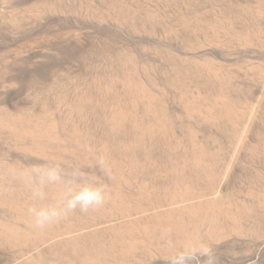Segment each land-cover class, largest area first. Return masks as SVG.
Returning a JSON list of instances; mask_svg holds the SVG:
<instances>
[{
	"label": "rangeland",
	"instance_id": "1",
	"mask_svg": "<svg viewBox=\"0 0 264 264\" xmlns=\"http://www.w3.org/2000/svg\"><path fill=\"white\" fill-rule=\"evenodd\" d=\"M47 166L111 199L37 228L64 187L12 170ZM201 245L188 264H264V0H0V264Z\"/></svg>",
	"mask_w": 264,
	"mask_h": 264
},
{
	"label": "clouds",
	"instance_id": "2",
	"mask_svg": "<svg viewBox=\"0 0 264 264\" xmlns=\"http://www.w3.org/2000/svg\"><path fill=\"white\" fill-rule=\"evenodd\" d=\"M99 164L103 172L110 173V169L103 158L99 160ZM12 174H19L29 182L35 177L41 185L50 183L60 184L64 187L58 204L28 209L37 228H44L59 221L77 208L82 212L101 208L111 199L107 185L100 182L98 177L88 175L78 169L73 170L70 175H65L58 166L33 167L22 173H17L13 169ZM34 196L43 199L44 193L36 188ZM197 251L207 254V249L202 245L199 248L186 246L184 250L168 257L169 264H188L190 260L196 258Z\"/></svg>",
	"mask_w": 264,
	"mask_h": 264
}]
</instances>
